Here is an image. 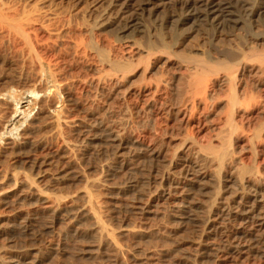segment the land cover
<instances>
[{
	"label": "rangeland",
	"instance_id": "obj_1",
	"mask_svg": "<svg viewBox=\"0 0 264 264\" xmlns=\"http://www.w3.org/2000/svg\"><path fill=\"white\" fill-rule=\"evenodd\" d=\"M205 2L221 11L216 28ZM0 11V128L10 125L8 95L36 72L13 26L26 28L35 16L54 33L39 50L75 100L60 129L50 116L33 120L35 109L18 141L0 142V264H264L263 252L247 248L235 262L212 256L224 229L203 250L195 245L223 150L232 160L221 176L223 197L237 191L232 169L251 166L243 178L259 177L246 192L264 200V108L256 105L264 88L251 71L259 63L235 67L255 98L242 100L252 110L234 117L235 128L222 67L241 58L229 52L235 46L245 60L264 53V0H1ZM90 30L97 43L89 48ZM77 43L84 53L75 54ZM101 54L130 69L111 68ZM97 76L98 87L89 83ZM185 141L214 148L198 154ZM162 175L170 183L159 190L150 182Z\"/></svg>",
	"mask_w": 264,
	"mask_h": 264
},
{
	"label": "bare ground",
	"instance_id": "obj_2",
	"mask_svg": "<svg viewBox=\"0 0 264 264\" xmlns=\"http://www.w3.org/2000/svg\"><path fill=\"white\" fill-rule=\"evenodd\" d=\"M217 5H215L214 2H205L203 6V8H205L204 17L210 22L213 28L219 26L220 24L219 20L222 15V14L220 15L221 11L218 10ZM261 11L262 10L260 8H258V11H256L255 16L257 18L260 15H262ZM1 14H3V12ZM1 14H0V20L4 22L5 16L3 18L4 14L3 15ZM48 27L49 26H47V24L45 25V17L36 18V16L35 18L27 19L26 28L20 27V25L13 26L16 35H18L22 44L25 46L27 50L26 59L30 62L33 68H35L36 72L34 74V78H32L31 81H28L26 84L24 83L22 92L20 91V93L17 94L13 90L12 92L10 91L11 92L10 94L7 93L9 94L7 98H9L13 103L11 105L13 106L11 107L13 108V110L11 111L12 113L11 120H8L9 122L7 123L10 125L4 127V130L0 128L1 131L0 142H4L5 135L8 136V138L5 139V141L6 140L18 141L19 137H21L19 129L24 124L27 123V119L29 115L35 109L37 110L34 117H32L33 120H36L41 117L50 116L53 118L55 127L57 129H60L64 124L63 115L65 114L66 104L71 102L74 103L75 101V100L73 101L71 93L69 92V90H67L68 87L66 88L63 85L60 78L61 74L56 64L51 60L50 57L46 56V53L42 52L43 50H39L41 49L40 47L47 44V42L51 39L50 36L54 34L52 33L51 29H49ZM89 32H90L89 34L91 35L90 44L88 41V45H90L89 46L90 48L97 42L94 43L95 35L93 31L90 30ZM259 40H260L259 37H254L251 42L249 41V43L248 42L246 43H248L247 45H251ZM75 46H76L74 51L76 52L75 54L78 53L80 54V52L81 53L85 52L86 47L85 46L81 47L83 46V44L81 45L80 43L79 44L77 43L75 44ZM159 46L161 48H164L165 50L168 49L167 44H165L164 41H161ZM149 48L148 51H150ZM95 49L97 50V47H95ZM229 52H232L233 54L236 55L237 54L241 55L240 56L241 58L239 60L238 59L236 61L231 60L233 62L232 65L222 66L223 70L227 71L228 73V75L223 78V82H225L226 85H228V89L230 93L228 100L229 121L232 125V128H235V123L233 121L234 117H238V116L247 117L250 114V111L252 110V108H250L249 106L244 105L242 103V100L248 99L249 101H252L253 99H255L253 96L248 94L247 89L243 88L241 84H238L240 82V79H239V75L237 76L235 74V67L241 66V71L244 72L247 71L246 68L249 62L259 63L257 66L251 69V71L254 73V76L257 77V85H259V87L261 88H264V53L256 52L254 54H251V56L249 58L247 57L245 60L244 59L245 55L241 48L235 46L231 48ZM225 55L229 59H231L232 57V55L230 56V53L229 54L226 53ZM101 57L102 59L105 60V62L108 63V65L111 68H117L122 71H127L130 69V62L125 63L122 62L121 60H110L109 56L104 54L103 55L101 54ZM203 68L206 72L209 73H214L215 71H217V67H213V66L210 67L206 65V67ZM98 70L99 69H97V71ZM93 77L89 80V83L98 87L100 82V77L99 76L95 78ZM109 80L115 83L118 81L117 78L115 77H111ZM23 100L25 101L23 102ZM256 105L261 107L263 110L264 102H261V99L260 101H257ZM16 114L22 116V118L19 119L17 122H15V118H14ZM10 136L13 139H11ZM191 147L192 148L194 147L197 150L198 154H202V153L205 154L206 151L214 148L211 142L208 143L207 145H203L201 142L198 141H192V142L185 141L183 143L184 149H191ZM228 155L229 153L225 149L216 156L217 171L215 174V180L217 182L218 191L216 193V197L210 202V205L207 207L206 211L204 212L205 215L204 221L201 220L202 222L199 225V231L197 233V242L195 245H197L199 250H203V246L209 245V244L206 245V242H208L210 238L214 235V233L216 232L215 230L217 229L219 230V228L224 229L223 234H221L222 235L221 237L223 238L221 243L223 244H221V246L217 245L216 247L212 245L210 252L212 253V256H214L218 260H222V261L230 260L235 262L240 257L241 253L243 254L242 250L244 248L251 250L252 252H254V254H258L260 252H263L264 254V200H259L260 199L259 194L255 191L256 189L250 193L246 192L247 189L246 186L249 183L248 181L250 179L245 180V178H243V173H246V170L251 168V166L248 168H246V166L245 167L243 166L241 168L239 167L236 169H234L235 167L234 168L232 167L233 173L235 172V170L236 172H238L237 173L238 175L236 174L237 176L236 177L234 176L236 179H233L232 177V179L234 180V184L237 186V191L236 194H234L235 196H233L230 199L223 197V193L221 192L222 191L221 176L224 170H226L227 168H229V166H231L230 165L231 163L229 162L232 161L231 159L228 160L226 159ZM168 163H169L168 168L169 170H171V168L175 165L174 161L171 160ZM168 177L169 176L167 175H162L158 181L152 180L150 184L151 185L157 184L158 189L163 190L164 187L166 185H169L170 183L168 181ZM257 177L259 176L256 173L253 175L251 174V180L253 178V181H255L254 178ZM257 183L258 181H256V184ZM225 222H227V224H225Z\"/></svg>",
	"mask_w": 264,
	"mask_h": 264
}]
</instances>
